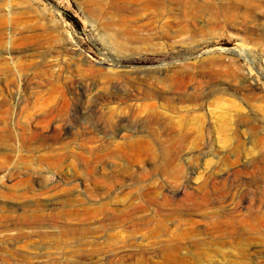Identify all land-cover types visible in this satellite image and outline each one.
<instances>
[{"label":"rangeland","instance_id":"rangeland-1","mask_svg":"<svg viewBox=\"0 0 264 264\" xmlns=\"http://www.w3.org/2000/svg\"><path fill=\"white\" fill-rule=\"evenodd\" d=\"M0 264H264V0H0Z\"/></svg>","mask_w":264,"mask_h":264},{"label":"bare ground","instance_id":"bare-ground-1","mask_svg":"<svg viewBox=\"0 0 264 264\" xmlns=\"http://www.w3.org/2000/svg\"><path fill=\"white\" fill-rule=\"evenodd\" d=\"M115 6H117L118 8H120V7H122V5H115ZM166 5H139V8H141V9H145V10H153V9H156V10H160V9H163L164 7H165ZM183 7L185 6V5H182ZM188 6H190V5H187V7ZM192 6V5H191ZM190 6V7H191ZM185 8V7H184ZM189 8V7H188ZM186 10V9H185ZM187 11V10H186ZM2 22V21H1ZM145 27H146V24L145 23H143V24H138L137 26H136V30L138 31V30H145ZM214 59H212V57H209L208 59H207V62L208 63H212V62H214L213 61ZM147 75L149 76V78H152L153 76H154V73L152 72V73H147ZM186 74H184V73H179V74H177V75H175L174 76V78H173V80H172V84H173V88L174 89H176L177 91H181V92H183L184 90H185V83H186V76H185ZM191 77H193V76H191V75H188V78L189 79H191ZM194 78V77H193ZM247 87L248 88H251L252 86H251V84L249 83L248 85H247ZM198 88V87H197ZM196 90V89H195ZM197 92V91H196ZM114 95H116L115 93H114ZM145 107L146 108H148L149 109V111L150 112H152V114L155 116V114L157 113V111L156 110H158V109H156V106H155V103L154 102H149V103H147V104H145ZM152 115V116H153ZM234 120H235V122H237V123H235L232 127H228L229 125H227L226 124V122H225V125H227V126H225V125H223V129L221 128H219L220 130H224L225 132L226 131H229L231 134H233V135H240V134H242V133H246V134H248V133H252V130L254 129L253 127H248L249 126V124H248V126L246 125H242V123H244V124H246L245 122H246V119H247V117H246V115H244L243 113H241L239 110H236V112H235V115H234ZM223 119V118H222ZM226 121V120H225ZM223 122V121H222ZM240 125H242L243 126V128L242 127H239ZM222 126V125H221ZM190 129V128H189ZM192 129V128H191ZM195 129V132H196V130L197 131H199L200 129L198 128H193V130ZM201 131V130H200ZM254 133V132H253ZM252 133V134H253ZM226 134H228L227 132H226Z\"/></svg>","mask_w":264,"mask_h":264}]
</instances>
